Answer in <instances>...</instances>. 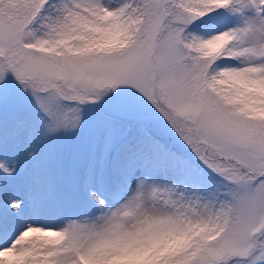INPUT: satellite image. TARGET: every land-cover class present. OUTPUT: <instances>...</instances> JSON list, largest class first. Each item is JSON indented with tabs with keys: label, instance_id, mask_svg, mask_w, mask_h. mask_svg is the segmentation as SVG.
Masks as SVG:
<instances>
[{
	"label": "snow or ice",
	"instance_id": "6c2138e0",
	"mask_svg": "<svg viewBox=\"0 0 264 264\" xmlns=\"http://www.w3.org/2000/svg\"><path fill=\"white\" fill-rule=\"evenodd\" d=\"M0 264H264V0H0Z\"/></svg>",
	"mask_w": 264,
	"mask_h": 264
}]
</instances>
